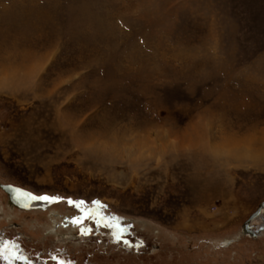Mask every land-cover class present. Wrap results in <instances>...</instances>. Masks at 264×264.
Segmentation results:
<instances>
[{
  "label": "rangeland",
  "instance_id": "obj_1",
  "mask_svg": "<svg viewBox=\"0 0 264 264\" xmlns=\"http://www.w3.org/2000/svg\"><path fill=\"white\" fill-rule=\"evenodd\" d=\"M7 183L0 264H264V0H0Z\"/></svg>",
  "mask_w": 264,
  "mask_h": 264
},
{
  "label": "water",
  "instance_id": "obj_2",
  "mask_svg": "<svg viewBox=\"0 0 264 264\" xmlns=\"http://www.w3.org/2000/svg\"><path fill=\"white\" fill-rule=\"evenodd\" d=\"M2 188L7 192L9 198H11L10 200H12V202L16 205L19 206L21 208H29V207H33L35 205H39V206H43L45 203L44 201H40V200H31L30 198L26 197V196H19L17 194L16 190H20L23 193H30L32 195H35L27 190H24L22 188H19L17 186H13L11 184H4L2 186ZM43 195H47V194H41V195H35V196H43ZM49 196V195H47ZM52 197V196H49ZM255 224V230L251 231V232H245L250 230L251 226ZM264 229V202L261 203L260 206L257 207V209H255V211L253 213H251L243 222L242 224V232L245 234H255L258 233V231Z\"/></svg>",
  "mask_w": 264,
  "mask_h": 264
},
{
  "label": "snow or ice",
  "instance_id": "obj_3",
  "mask_svg": "<svg viewBox=\"0 0 264 264\" xmlns=\"http://www.w3.org/2000/svg\"><path fill=\"white\" fill-rule=\"evenodd\" d=\"M16 191H17V194H18L19 196H26V197L30 198L31 200H40V201L47 202V203H49V204L55 203V202L59 201L60 199H62V198H60V197H49V196H47V195H43V196H35V195L30 194V193H23V192H21L20 190H16ZM67 202H68L69 205H75L76 207H80V206L83 205V203H84V201L74 202V201H72V200H70V199H69ZM93 203L99 204L98 201H95V202H93ZM72 223H73V224H79V223H80V220H79L78 218H77V219H74V220L72 221ZM106 226H107V225H106ZM120 239H121L120 236H117V237H116V240H117V241H120ZM125 243H126V242H125ZM4 246L7 247V244H5Z\"/></svg>",
  "mask_w": 264,
  "mask_h": 264
},
{
  "label": "bare ground",
  "instance_id": "obj_4",
  "mask_svg": "<svg viewBox=\"0 0 264 264\" xmlns=\"http://www.w3.org/2000/svg\"><path fill=\"white\" fill-rule=\"evenodd\" d=\"M7 184H10V183H7ZM4 184H0V187H1V189L7 194V192L2 188V186H3ZM11 185H13V184H11ZM13 186H17V185H13ZM17 187H19V186H17ZM19 188H22V187H19ZM22 189H24V188H22ZM24 190H26V189H24ZM28 191V190H27ZM29 192H31V191H29ZM32 193V192H31ZM33 194H35V193H33ZM35 195H41V194H35ZM7 197H8V203L10 204V205H12V206H15L16 208H18V209H20V210H30V209H44V208H47L50 204L49 203H45L43 206H39V205H35V206H33V207H29V208H21V207H19V206H16L13 202H12V200H10L11 198H9V196H8V194H7ZM262 202H264V201H262ZM261 202V203H262ZM261 203H260V205H261ZM259 205V206H260ZM257 209V208H256ZM65 225V224H64ZM255 230V224H253L252 226H251V228H250V230H248V231H245V232H251V231H254ZM261 231V230H260ZM260 231H258V233H255V234H253V235H251V234H248V235H250V236H256V235H258L259 233H260Z\"/></svg>",
  "mask_w": 264,
  "mask_h": 264
},
{
  "label": "flooded vegetation",
  "instance_id": "obj_5",
  "mask_svg": "<svg viewBox=\"0 0 264 264\" xmlns=\"http://www.w3.org/2000/svg\"><path fill=\"white\" fill-rule=\"evenodd\" d=\"M1 188V187H0ZM4 192V191H3ZM5 193V192H4ZM6 195V202L8 203V197H7V194L5 193ZM14 208V207H13ZM6 244V243H5ZM0 247H2V243H0ZM3 249H5V247H3ZM4 253V252H3Z\"/></svg>",
  "mask_w": 264,
  "mask_h": 264
}]
</instances>
